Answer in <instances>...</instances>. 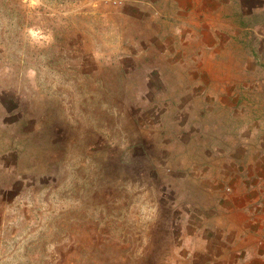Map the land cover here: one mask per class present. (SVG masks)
<instances>
[{
    "label": "rangeland",
    "instance_id": "obj_1",
    "mask_svg": "<svg viewBox=\"0 0 264 264\" xmlns=\"http://www.w3.org/2000/svg\"><path fill=\"white\" fill-rule=\"evenodd\" d=\"M150 6L0 0V264H188L187 210L245 170L214 123L251 117L225 89L260 105L264 81H189Z\"/></svg>",
    "mask_w": 264,
    "mask_h": 264
},
{
    "label": "crops",
    "instance_id": "obj_2",
    "mask_svg": "<svg viewBox=\"0 0 264 264\" xmlns=\"http://www.w3.org/2000/svg\"><path fill=\"white\" fill-rule=\"evenodd\" d=\"M149 1L153 27L171 25L176 30L173 33L185 37L183 49L188 53L183 58L191 67L189 81H246L242 73L256 74L264 81V0ZM159 28L153 29L154 34L161 32ZM223 34L228 41L223 42ZM243 35L246 43H238ZM214 88L218 92L219 87ZM225 90L230 98H237L227 109L238 112L240 107L242 114L251 117L224 128L222 123H214V131H229L221 135L224 144L231 146L230 152L220 149L226 161L245 162L246 168L229 171L230 194L205 187L208 196L199 203L203 208L197 215L187 210L188 240L195 248L184 256L188 264H264V116H252L263 115L264 101L259 105L258 95L250 96L257 99L250 101L242 97L247 95L244 92Z\"/></svg>",
    "mask_w": 264,
    "mask_h": 264
}]
</instances>
